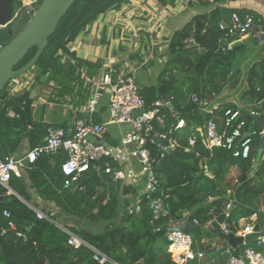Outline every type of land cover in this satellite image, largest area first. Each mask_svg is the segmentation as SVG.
<instances>
[{
	"label": "trees",
	"instance_id": "1",
	"mask_svg": "<svg viewBox=\"0 0 264 264\" xmlns=\"http://www.w3.org/2000/svg\"><path fill=\"white\" fill-rule=\"evenodd\" d=\"M135 1L138 0H76L49 38L37 64L26 73H34L33 85L52 87L53 100H59L57 96L64 98L71 94L85 101L87 90L81 70L85 68L87 74L94 75L101 65L77 57L69 44L99 15ZM141 1L147 3L148 0ZM176 1L156 0L162 6L173 5ZM196 4L208 9L193 14L182 28L167 37L168 60L158 76L157 84L141 87L149 107L162 98L160 85L167 86L166 95L171 100V105L163 108L166 114L163 123L154 121L155 130L166 133L176 143L169 153L165 152L164 163L156 164L160 187L170 189L168 195H163L166 214L154 219L149 201L159 196L156 192L150 193V198L144 196L141 213H125L123 210L138 195L139 187L112 182L97 164L82 174L78 181L65 185L66 177L61 170V162L67 157L64 151L43 153L34 163L26 164L20 176H11L9 188L0 184V264H98L88 247L74 248L68 244L70 233L99 248L120 264H176L168 249L170 242L167 233L154 237L155 232L157 229L167 230L173 222L185 221L187 213L191 212L202 227L198 233L201 238L227 239L220 229L206 227V224L210 220L211 209L214 208L217 215L224 212L229 198H223L227 193L223 183L233 166H239L242 173L232 190L231 199L235 208L227 222L235 230L234 223L241 218L259 213L261 197L264 196V160L251 176L254 165L252 159L233 157L228 150L219 146L209 149L197 132L209 115L203 113L198 103L188 98V94L197 93L200 97L208 98L209 94L217 95L226 86L234 88L239 83L241 72L233 64L237 51H217L219 38L223 35L219 24L229 21L234 12L253 14L256 18L260 14L232 7L228 5L229 0H190V6ZM19 7L20 1L15 0V12ZM28 16L31 18V15ZM18 32L13 23L0 27V47ZM191 36L201 50L197 46L187 47L186 40ZM35 52L34 47L17 68L25 64ZM131 59L141 60L140 52L134 53ZM153 64L151 60L142 68ZM246 81L247 88L241 94V104L248 105L264 98V61L250 67ZM33 101L31 91L13 92L10 82L1 91V158L18 151L24 140L28 141L29 149L42 144L50 126L64 127L68 132L72 113L61 124H50L43 120L37 122L33 116ZM236 104L223 103L219 113L222 115L227 108H236ZM10 111L14 112L13 116L9 114ZM180 118L185 120V126L175 129ZM94 119L102 120L97 114ZM263 124L264 116L248 122L249 127L257 130H261ZM196 133L198 139L195 145L187 150L190 136ZM257 139L260 140V137ZM147 147L154 158L159 161L162 159L160 142L148 139ZM255 154L256 150L253 157ZM10 188L26 202L8 193ZM127 194L133 197H126ZM37 196L53 203L55 207L40 204L36 200ZM28 203L43 211L46 217L39 218ZM4 209L11 212L9 218L3 215ZM10 221L14 222L15 227L9 225ZM101 223L104 226L101 227ZM17 232H23L25 237L18 236ZM247 246L264 254V244L258 245L257 240ZM206 247L210 251V245ZM240 249L237 248L235 253Z\"/></svg>",
	"mask_w": 264,
	"mask_h": 264
},
{
	"label": "built area",
	"instance_id": "2",
	"mask_svg": "<svg viewBox=\"0 0 264 264\" xmlns=\"http://www.w3.org/2000/svg\"><path fill=\"white\" fill-rule=\"evenodd\" d=\"M19 1L20 7L15 12L16 17L20 11H25L27 15L32 16L39 6L40 0ZM156 7L152 16L143 22L145 28H141L144 33L145 44H136L135 53L140 52L142 59L130 63L131 69L127 71L119 69L115 65H108L100 71L101 73L89 75L87 70L83 68L81 75L87 90L86 99L82 102L79 96L72 95L78 102L76 111L81 113L82 116L75 119L73 128L68 130V132L64 127H48L45 137L46 145H37L17 158L12 155H7L4 158L0 157L1 185L9 188L11 176L13 174L20 176L22 168L28 163H34L41 154H56L63 150L67 156L61 162L62 173L66 177L65 185L78 181L82 174L89 171L94 164H97L101 166L103 173L112 182L119 181L126 185L139 187L138 195L123 210L127 214L141 213L144 196L146 195L147 198H150V193L163 189L160 187L156 174V164L159 160L151 155L147 142L148 139L152 142H159V139H169L171 147L175 148L176 143L166 133L157 131L154 128L155 120L163 123L166 118L163 108L169 106L171 100L168 97H162L153 102L150 107L147 106L146 99L141 92V86L136 80L135 72L137 68H142L153 60L162 48L167 49L168 36L164 35L163 32L168 21L175 13L190 8V0H177L173 5H156ZM114 11L116 10H110L99 15L95 21L79 33L76 40L85 39L90 35L100 39L104 23L101 21V16H108L107 14L109 13L112 14V16H109V24L111 23V27L116 29L118 18L115 17L112 20L113 15H115ZM263 23L262 18H256L253 14L232 13L229 21H222L219 24L223 35L219 38L217 51L226 53L232 50V45L235 42L244 41L247 38H258L263 41ZM107 40L108 42L105 43L104 49H108V51L119 52L122 48L129 46L127 45L128 40L123 35H108ZM75 41L69 44L71 51H75ZM186 43L187 47L197 46L199 50L202 49L193 36L188 38ZM133 45L131 44L130 48ZM32 80L35 81V77ZM19 82H22L21 77L10 81L11 85ZM105 96L108 97V103L106 114L103 115L101 114V107ZM188 98L197 102L201 111L209 115L204 126L197 128L198 134L209 149L219 146L228 150L233 157L255 161V157L252 154L253 144L258 137L264 135V124L261 130L251 128L248 126L249 120L247 116H251L252 120L264 116V98L248 105L237 103L236 108H227L222 115L219 112L223 103H212L209 98L200 97L197 93H189ZM134 112L138 113L134 115ZM9 114L13 116L14 112L10 111ZM95 114L99 115L102 120L96 121L94 119ZM111 125L124 126L126 129L121 132L119 137L114 138L109 130ZM184 126L185 120L180 118L176 123L175 129H180ZM198 134L190 136L187 150L195 145ZM165 148L162 145V159L165 157ZM126 197L132 198L133 195L127 194ZM29 206L36 211L39 218L46 217L40 209L33 205ZM229 206L230 204L228 203L227 207ZM149 207L154 219L166 214L163 194L151 198ZM2 213L7 218L11 216V212L8 209H4ZM209 216L210 220L206 226H211L212 221L218 216L215 213V209L210 210ZM256 221L257 216L236 230H233L230 224L225 221L221 224L220 230L227 236L232 232L245 235L252 232ZM196 222L198 223L197 220ZM181 224L182 222H173L170 228L179 227ZM9 225L15 227L13 221H10ZM60 226L66 229L62 225ZM261 229L264 230V221ZM192 233L183 231L167 233L170 242L168 249L176 264H192L194 261H198L199 264H207L205 261V250H197L193 247L195 240ZM17 235L25 237L23 232H17ZM254 240H257L258 245H262L264 244V235H260ZM201 243H207L212 249H217L221 253L228 251L227 264H264V254L246 244L239 246L241 249L238 253H235L239 247H231L228 241L220 243L201 239ZM68 244L74 248L88 247L92 251L93 259L98 264H120L108 254L74 233H70ZM174 246L182 247V250L174 252Z\"/></svg>",
	"mask_w": 264,
	"mask_h": 264
},
{
	"label": "crops",
	"instance_id": "3",
	"mask_svg": "<svg viewBox=\"0 0 264 264\" xmlns=\"http://www.w3.org/2000/svg\"><path fill=\"white\" fill-rule=\"evenodd\" d=\"M156 5H159L156 0H148L147 3L142 2L141 0L128 3L120 7L119 9H115L114 11L115 15H113V18H118V24L116 26V29H113L111 27V23L109 24V16H112L111 13L107 14L108 16L102 15L101 21L103 23V31H101V38L98 39L94 35H90L87 38H81L75 41V52L77 57L83 58L89 62L100 64L101 66L97 70L96 73H101L100 71L107 67L108 65H115L118 66L119 69L128 70L131 69L132 62L138 61V59H131V56L135 53L136 44H145L144 42V36L143 32L141 31V28H145L143 25V22L146 21L147 18L152 16L153 11L157 8ZM232 7L249 10V11H255L260 14V18L264 21V0H229V4ZM190 11H192L193 14L197 13L195 7L188 8ZM169 22V21H168ZM168 25V24H167ZM164 35H167L170 37L171 35L167 34V26L166 29L163 32ZM161 34V35H163ZM108 35H123L128 40L127 45L128 47L122 48L119 52H115L112 50H105L104 45L106 42H108L107 37ZM255 41L248 42L247 46L246 44L243 46V51L245 49H248V52L252 53L253 55H257L256 59H253V56H250L249 53H247L248 57H243L240 60L242 61V64H238L237 69L240 70V81L239 83L234 87H225L221 93L217 95H211L209 99L212 101V103H225V102H234V103H240V97L243 92L247 88V81L246 77L243 76V70H249L250 67L255 64L256 62L264 61V48H260V45L264 40H260L258 38L254 39ZM134 44L132 48H130V45ZM254 45V47L249 48L250 45ZM247 47V48H246ZM245 48V49H244ZM247 51V50H246ZM245 51V52H246ZM165 52V53H164ZM168 60L167 55V49L162 48L158 54H156V57L153 59V66L148 67L146 69L143 68H137L135 72V77L137 82L139 83V79L143 80V84H140L141 87L147 86V85H156L158 76L163 69L164 64ZM143 72V73H142ZM233 73V72H231ZM230 73V74H231ZM245 73V72H244ZM21 77V83L13 84L10 87V90L13 92L21 93L24 90L31 91V98L34 99L32 104L33 109V116L35 121H45L50 124H61L67 120V118L70 117L71 113L73 114V118L70 120L69 128L68 130L72 129L74 126V121L77 118L78 112L76 111V107L78 102L74 99V95L71 94L66 95V97H59L57 98L59 100H53L52 96L53 94V88L52 87H43L40 84L33 85L35 81H33L34 74H24ZM72 102H71V101ZM73 106H72V104ZM107 103H108V97L105 96L102 100V107H101V114L105 115L107 110ZM102 115V116H103ZM99 116V115H98ZM126 129L124 126H118V125H111L109 127L110 133L113 135L114 138L119 137L121 132ZM45 140V138H44ZM29 144L27 140H24L23 145L18 150L20 153V156L24 155L28 148ZM137 165V163H136ZM138 166V165H137ZM207 173L211 176V172L206 167ZM253 170V169H252ZM252 172V171H251ZM242 173V170L239 166H233L229 170L224 185L227 188V193H229V201L228 203L230 205L233 204V200L231 199V194L233 187L238 183V179ZM251 175V173H250ZM8 193H13L17 195L22 201L26 202L19 194H17L13 189H9ZM214 198H211L213 200ZM37 202L43 205H52L53 203L42 199L41 197H36ZM227 203V204H228ZM226 207L224 211H227L229 207ZM28 205H32L28 203ZM264 206V196L261 197V204L259 207V213L262 211ZM55 207V206H54ZM235 208V207H234ZM233 208V209H234ZM56 209V208H55ZM214 209V208H213ZM232 209V210H233ZM232 212V211H231ZM259 213L254 214L250 217H243L241 218L237 223H234L235 230L238 227H242L246 225L248 222H250L252 219H254L256 216L258 217ZM187 216H189V213H187ZM227 222V220H226ZM176 223V222H175ZM183 223V222H182ZM209 227V226H206ZM222 232V231H221ZM225 235V234H224ZM206 241H217L220 243H225L228 241L227 239H223L220 237L210 239L207 237L201 238ZM208 244H202L200 242V245L196 247L197 250L203 249L206 252L205 261L207 264H227L228 259L227 257L223 258L222 260H219V255L221 252L217 249H211L208 251L207 246ZM181 247L174 246L173 251L179 252ZM196 264H199L198 261H196Z\"/></svg>",
	"mask_w": 264,
	"mask_h": 264
},
{
	"label": "water",
	"instance_id": "4",
	"mask_svg": "<svg viewBox=\"0 0 264 264\" xmlns=\"http://www.w3.org/2000/svg\"><path fill=\"white\" fill-rule=\"evenodd\" d=\"M75 1L76 0H42L25 27L19 31L7 44L0 48V93L10 81L28 73L37 64L48 45L49 38L56 31L61 19L65 16ZM14 3L15 0H0V27H6L13 23L16 17ZM251 41L255 40L253 38H247L244 41H237L232 45V50L237 51L241 49L246 43ZM34 47L36 48L35 54L25 64L17 68L18 64ZM166 91V85L159 86V93L163 98H167ZM210 96L211 94L208 95V98ZM137 113L138 112H134V115ZM247 118L249 121L252 120L251 116H247ZM159 142L166 147V153H169L172 150L169 139H159ZM42 144L46 145L47 141L44 140ZM210 155L211 151L208 152V156ZM12 156L16 158L19 157V151L14 152ZM263 157L264 135L260 137L258 143L251 176H253L258 170ZM165 159L166 157L161 159L159 164L164 163ZM169 192L170 189H158L156 191L157 194L163 195H168ZM228 197L229 193L223 195V198ZM234 207L235 205H230L227 211L219 214L212 221L211 226L215 229H220L221 224L227 220ZM263 221L264 209L259 213L252 232L245 235L232 232L228 235L229 245L233 248H237L244 244L248 245L258 236L264 235V230L261 229ZM172 231H183L185 233L195 231L200 233L202 231V227L196 222L193 214L190 212L187 219L183 221L179 227L168 228L167 230L159 229L155 232L154 237L158 236L159 234ZM227 256H229V252L224 251L219 255V260H222Z\"/></svg>",
	"mask_w": 264,
	"mask_h": 264
},
{
	"label": "rangeland",
	"instance_id": "5",
	"mask_svg": "<svg viewBox=\"0 0 264 264\" xmlns=\"http://www.w3.org/2000/svg\"><path fill=\"white\" fill-rule=\"evenodd\" d=\"M40 5V4H39ZM192 7H195V9H196V11L197 12H204V11H206L208 8L207 7H205V6H200V5H198V4H196V6H190V8H192ZM209 7V6H208ZM192 15H193V13H192V11H190V9H184V10H182L181 12H177V13H175L170 19H169V22H168V25H167V34L168 35H172V33L175 31V30H177V29H180V28H182L183 26H184V24L186 23V22H188L190 19H191V17H192ZM28 19H30L29 18V16L25 13V11H20L19 12V14L17 15V17L14 19V21H13V24H14V27H15V30L16 31H21L24 27H25V25L27 24V22H28ZM248 44V43H247ZM247 44H246V46H247ZM252 47H254V45L252 44V45H250L249 46V48H251L252 49ZM247 48V47H246ZM260 48H264V42H262L261 43V45H260ZM245 49V48H244ZM247 50V51H246ZM246 51V52H245ZM247 53H249L248 52V49H245L244 51H243V49H239V50H237V52H236V54H235V61H234V67L235 66H237L238 67V64H242V61L240 60L241 58H243V57H248V55H247ZM250 54V56H253V59H256L257 58V55L255 54V55H253L251 52L249 53ZM237 67H235V68H237ZM248 69L247 70H243V76H244V78L246 77L247 78V75H248ZM245 72V73H244ZM143 73V72H142ZM34 74V73H33ZM42 78V77H41ZM139 81V83L140 84H143V80L142 79H139L138 80ZM10 85H11V83H10ZM11 87V86H10ZM258 143H259V139H256L255 140V142H254V144H253V151H252V154L254 153V151L256 150V153H257V148H258ZM255 156H256V154H255ZM262 160H264V157H263V159ZM68 223H70V224H75V222H72V221H68ZM101 227L102 226H104V224H99ZM193 237H194V249H196V247H197V245L199 246L200 245V242H201V237H200V235L197 233V232H195V231H193ZM192 264H196V261H194Z\"/></svg>",
	"mask_w": 264,
	"mask_h": 264
},
{
	"label": "bare ground",
	"instance_id": "6",
	"mask_svg": "<svg viewBox=\"0 0 264 264\" xmlns=\"http://www.w3.org/2000/svg\"><path fill=\"white\" fill-rule=\"evenodd\" d=\"M180 250H182V247H181V249Z\"/></svg>",
	"mask_w": 264,
	"mask_h": 264
}]
</instances>
